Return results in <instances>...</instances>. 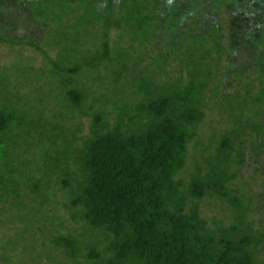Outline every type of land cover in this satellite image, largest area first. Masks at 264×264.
<instances>
[{
	"label": "trees",
	"instance_id": "obj_1",
	"mask_svg": "<svg viewBox=\"0 0 264 264\" xmlns=\"http://www.w3.org/2000/svg\"><path fill=\"white\" fill-rule=\"evenodd\" d=\"M43 1L47 0H0V17L20 11L23 18L40 26L36 20L42 14L35 16L32 6ZM89 1L93 15L102 18L107 9L115 18H109L112 23L103 32L99 29L106 49L101 60H110V29L119 30L126 22L134 34L142 32L143 52H151L152 61L160 62L164 70L170 60L177 62L186 75L180 72L176 78L145 87L133 98L123 97L120 109L110 102L103 110L89 103L88 94L75 87L78 82L67 77L63 87L69 88L66 101L71 105L65 106L77 119L73 139L69 146L64 141L63 150L51 146L40 161L25 159L28 174L16 165L19 157H32L29 150L43 146L29 130L35 131L44 113L37 119L24 115V110L16 114L7 104L0 108V204L12 213L1 225L19 226L14 232L25 235L15 239L13 247L34 254L33 260L44 264H65L66 259L72 264H264V236L253 231L250 220L242 219V213L249 211L242 206L250 197L242 199L227 187L235 175L227 176L226 167L221 166L241 163L245 137L228 132L214 147L201 145L206 153L212 151L210 157L202 155L208 167L204 175L198 158L189 156L190 144L198 139L196 128L206 119V94L217 77L220 58H234L247 45L254 46L248 53L243 51L241 60L227 62L225 69L238 85L253 80L260 85L255 118L262 121L255 122L253 151L258 156L264 149V0ZM119 17L125 22L116 20ZM158 40H166L165 56L149 47ZM186 55L192 56L190 61ZM136 67L128 74H134ZM79 70L70 67L66 74ZM229 83L227 88L232 89ZM111 115L113 123L108 122ZM84 116L92 124L86 136H79ZM58 121L45 129L48 137L49 132L58 136L64 130H58ZM195 145L200 144L195 141ZM32 169L38 172V180L31 179ZM47 191L54 198L50 203ZM29 192L39 208L48 203L49 212L57 206L62 209L60 215L53 212L54 231L38 225L44 210H37L33 202H22ZM212 194L230 204L241 222L223 227L221 220L201 216L199 202Z\"/></svg>",
	"mask_w": 264,
	"mask_h": 264
},
{
	"label": "rangeland",
	"instance_id": "obj_2",
	"mask_svg": "<svg viewBox=\"0 0 264 264\" xmlns=\"http://www.w3.org/2000/svg\"><path fill=\"white\" fill-rule=\"evenodd\" d=\"M91 6L89 0H65L64 2L47 0L35 3L32 6L34 15L37 16L39 12L42 14L36 20L38 24H41L40 26L33 21L30 22L28 18H23V13L20 11L17 13L13 10L8 11L0 17V108L7 104V108L14 110L16 114L24 110V115L37 119L41 116V111L44 113L43 120H38L35 124L37 125L35 131H33L34 129L29 130V132L37 134L36 139H40L39 143H42L43 146L39 150L38 148L29 150L30 153H33L32 157H19L21 160H18L19 163L16 165L18 168L22 167L27 174L29 172L23 166L25 159L40 161L43 154L50 151L51 146L56 144L63 150V147L73 139V126L76 125L77 119L75 113L67 110L65 106L71 105L66 101V92L69 88L63 87L67 86L65 85L67 77L72 80L74 78L78 82L75 87L81 86L83 91L88 94L89 103L101 108L111 102L120 109L123 97L126 98L128 95L133 98L134 95L144 91L147 86L160 84L169 77L176 78L181 73L183 77L186 75V70L182 69L181 64L177 62L170 60L164 70L160 62L152 61V53L143 52L145 45L142 36L144 37V35L142 32L136 35L131 29L129 30L124 17L116 19L119 22H125L122 27L118 28L119 30L112 28L109 31L110 55L108 58L110 60H101L102 51L106 49L102 46L103 37L100 35L101 30L99 29L102 28L103 32V29L108 28L112 23L109 18L112 20L115 18L109 15L110 12L107 9L102 18L97 17L91 13ZM47 9L52 13L45 12ZM223 23L228 24L225 21ZM165 42L166 40L154 41L149 47L155 50L157 55L165 56ZM253 46L247 45L245 48L243 47L244 49L238 50L234 58L230 55H222L220 58L218 73L215 72L217 77L206 94L208 97L205 100L208 105L206 119L196 128V138L198 139H194L190 144L189 156L193 155L194 160L198 158L202 167L201 174L204 175L208 172V167L202 156L206 153L204 150L206 146L202 147L201 145L208 144V146L214 147L220 142L222 135L228 132H236L240 137H245L241 163L230 168V165L223 162L221 166L226 167L227 176L235 175L227 187L242 199L250 197L244 201L247 203L250 201L249 204L246 203L242 206L243 209L249 208L247 214L241 211L244 214L242 219L245 222L250 220L253 231L264 236V149L258 156L253 151L255 148V122L262 121L261 117L255 118V97L260 85L257 81L255 83V80L251 81L250 85L248 83L238 85L232 80L231 71L228 72L225 69L227 62L231 59L235 61L236 57L241 60L243 51L248 53ZM189 57L192 56H188V58L187 55L185 56L188 61H190ZM134 65L137 66L134 74L131 72L128 74ZM208 65L209 63L202 66L206 68ZM70 67H77L80 70L74 75L66 74ZM210 67H212V71L215 70L212 64ZM251 76L254 78L255 75ZM126 78L132 79V81L128 82ZM120 79L122 80L117 82ZM244 79L247 81L248 78L243 77ZM74 80L71 82L73 83ZM229 82L232 83V89L227 88ZM248 92L250 93L247 95ZM45 107L49 108L48 112H45ZM101 109L103 110V108ZM56 119L59 120L58 130L60 131L62 127L64 130L61 131V134L58 132V136L57 132H49L52 136L48 137L45 134V129L49 130L54 124L56 125ZM113 121L114 117L109 116L108 122L113 123ZM81 122L82 133L79 136H86L92 121L89 116H84ZM52 141L55 143H51ZM195 141L200 145L196 146ZM211 152L208 151L205 156L209 155L210 157ZM214 155L215 153L212 156ZM212 159H215V156ZM187 166L189 172L194 170L192 161H189ZM30 176L32 180L40 178L34 169L30 172ZM47 192L50 203V201H54V198L52 199L50 191ZM233 193L230 192L231 195H234ZM33 198L34 196L30 192L26 193L22 197V202L24 204L33 202L36 205L37 202ZM218 203H220L219 209H217ZM2 207H4L3 204H0V264H44L43 260L34 261V254L30 256L20 248L15 250L13 247L16 246L15 239L22 240L25 235L21 237L20 232H14V228L19 226L9 223L5 227L1 225L3 219L12 215L11 210L2 209ZM49 207L48 203H44L41 208H37V210L41 209L45 212L44 218H38V225L43 223L47 229L54 231L55 226L53 225L56 222L52 220L53 212L60 215L63 211L60 206H57L56 210L49 212ZM198 207L201 216H204L208 221L215 217L221 220L223 227H230V225H235V222H241L233 207L227 202L219 200L213 194L200 201ZM26 240L28 243L31 242L29 239ZM61 258L65 260L63 256ZM261 258L264 259V245ZM65 262V264H72L67 259Z\"/></svg>",
	"mask_w": 264,
	"mask_h": 264
}]
</instances>
